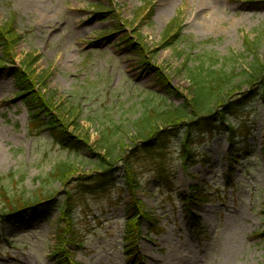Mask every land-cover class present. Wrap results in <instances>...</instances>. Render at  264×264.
Masks as SVG:
<instances>
[{
    "label": "rangeland",
    "instance_id": "obj_1",
    "mask_svg": "<svg viewBox=\"0 0 264 264\" xmlns=\"http://www.w3.org/2000/svg\"><path fill=\"white\" fill-rule=\"evenodd\" d=\"M217 1L202 10L203 0H0V27L13 23L21 39L11 50L0 46V56L10 60L0 68V208L5 192L12 199L41 192L55 199L39 217L34 207L0 217V264H57L60 206L68 201L70 264H264L260 97L226 115V126L231 123L237 136L232 143L219 131L220 118L212 125L201 116L191 126L195 157L185 168L180 161L185 127L171 138L160 137L166 148L157 159L131 150L134 123L146 105L163 109L191 102L186 60L194 71L200 62L238 73L228 100L251 90L240 74H251L252 63L264 68V0ZM175 20L177 28L169 31ZM104 32L112 34L108 40H100ZM167 36L177 37L163 48ZM134 44L161 49L155 65L183 98H163L155 71L140 65ZM10 67L30 77L35 91L50 100L51 113L88 143L91 155L65 149L38 127V118L16 98L19 87ZM105 137L131 146L123 149L110 180L97 185L101 171L90 162L107 159ZM62 164L77 169L66 187L50 181ZM134 200L147 217L129 253L124 232L128 215L139 213Z\"/></svg>",
    "mask_w": 264,
    "mask_h": 264
},
{
    "label": "trees",
    "instance_id": "obj_2",
    "mask_svg": "<svg viewBox=\"0 0 264 264\" xmlns=\"http://www.w3.org/2000/svg\"><path fill=\"white\" fill-rule=\"evenodd\" d=\"M177 21H173L169 25V31L177 28ZM106 33L100 38V40H108L111 37V33ZM178 31L177 34H179ZM175 37H166L163 48L169 47L174 44ZM170 39V40H169ZM19 35L14 31L13 23L11 25H4L0 27V46L5 47L7 50L15 48V46L20 41ZM132 45V43H131ZM135 53L139 58L140 65L147 70H153L156 73L157 82L161 86V90L164 93V99H173V98H183L179 91L172 87L170 80L166 74H164L163 69H160L155 65V57L160 52V48L155 50H150L144 44H134ZM9 53V52H8ZM154 61L151 63V61ZM9 59L0 56V68L5 67L9 63ZM190 60L184 62V67L187 69L189 79L192 83V93H191V102H185L183 105H170L166 106L163 109H158L155 107H150L148 105L144 108L143 115L137 119L134 123V132L136 135L133 136L134 143H132V149L134 154H145L150 155L153 159H157V154L163 151L166 147L164 140L160 141V137L166 135V138H171L173 135H176L179 128L185 127L186 136L181 141L182 151L180 154V161L183 168L187 165L189 161L194 160V151L190 146L189 136L191 134L192 125L198 124L201 116L204 124L217 123L220 118L222 122V128L219 131L226 133L229 140L234 142L236 140L235 128L231 123H227L226 126V115H232L233 110L236 107L242 108L243 106L251 103L258 97L264 102V68L263 65L259 63L251 64V74L245 72V74H240L248 78L247 84L251 89L247 93L241 92L237 96V99L228 100L226 97L237 89L235 86V81L238 79V73L232 71H226L224 68H214V66L205 67L199 62L198 67L194 71L189 67ZM15 76V82L19 87V91L16 93V98H20L25 101V106L29 110L32 116L38 118V127L46 128L52 134L56 136V140L62 145L65 149H68L77 154L81 151H90L93 152L87 142L82 141L77 138L75 135L69 132V129L65 126L64 123L60 122L55 118L51 113L53 110L52 104L49 99H46L40 92L35 91V83L31 82L30 77H26V73L22 72L21 69L9 68ZM239 89V87H238ZM236 98V97H235ZM223 109V111H219ZM179 132V130H178ZM246 129V133H248ZM246 142V141H245ZM113 142L109 137H105L103 148L107 152V159L103 158L102 161H91L90 165L92 170H100V176H97L95 184H102L111 178L112 173L115 172L114 167L118 161L123 160V149L131 146L130 143L125 142ZM138 146H142V152L139 151ZM154 153V156H152ZM91 155V154H90ZM250 156H247L248 159ZM231 160H234L231 158ZM104 161V162H103ZM237 162V161H236ZM84 165V163H79V166ZM77 172V169L71 164H62L50 174V181H58L62 186L66 187L69 184L73 174ZM129 178H132L133 175L132 168L126 169ZM162 182L165 186H168L167 179L164 176V173L161 172ZM115 184V183H114ZM108 184H104L103 187H107ZM111 185V184H110ZM6 193V192H5ZM3 193L5 200V205L0 208V217L5 216H14L19 213L24 212L29 207H34L33 209L42 216L45 212H48L53 204H55V199L52 197H45L43 192H41L37 198H27V199H12L7 197ZM69 194V193H68ZM67 194V195H68ZM199 201L204 202L203 197L198 198ZM133 204L138 209V214H129L127 217L126 228L124 232L125 244L129 247L128 252L132 253V249L136 248L137 238L140 234L139 226L143 220L147 217V213L144 210V205L138 201L134 200ZM135 206L133 208H135ZM71 206L69 201L65 206V203L60 206L61 212H63V218L58 225L57 231V242L56 248L54 250V256L58 259L57 264H70L71 259L66 249L67 237L74 238L71 234L73 230L71 228L70 222L66 221L70 216ZM136 209V208H135ZM136 209V210H137ZM135 211V210H134ZM137 212V211H135ZM70 226V227H69ZM154 227V226H153ZM156 228V226L154 227ZM155 229L151 232L153 233ZM139 264V262H138Z\"/></svg>",
    "mask_w": 264,
    "mask_h": 264
},
{
    "label": "bare ground",
    "instance_id": "obj_3",
    "mask_svg": "<svg viewBox=\"0 0 264 264\" xmlns=\"http://www.w3.org/2000/svg\"><path fill=\"white\" fill-rule=\"evenodd\" d=\"M218 4V1L217 0H203V3H202V6H201V9L204 10V9H208V7L210 6H214Z\"/></svg>",
    "mask_w": 264,
    "mask_h": 264
}]
</instances>
